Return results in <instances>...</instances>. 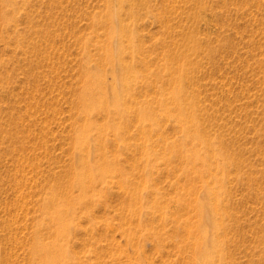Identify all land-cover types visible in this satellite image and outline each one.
Wrapping results in <instances>:
<instances>
[{"label":"rangeland","instance_id":"1","mask_svg":"<svg viewBox=\"0 0 264 264\" xmlns=\"http://www.w3.org/2000/svg\"><path fill=\"white\" fill-rule=\"evenodd\" d=\"M208 263L264 264V0H0V264Z\"/></svg>","mask_w":264,"mask_h":264},{"label":"bare ground","instance_id":"2","mask_svg":"<svg viewBox=\"0 0 264 264\" xmlns=\"http://www.w3.org/2000/svg\"><path fill=\"white\" fill-rule=\"evenodd\" d=\"M126 69H128V68H126ZM127 71V70H126ZM124 76L123 77H120L119 78V80H118V84H117V87H116V89L115 88H113V90L115 91V92H113L114 94H113V98H114V100H115V102L117 103V108L118 109H120V105H121V103H122V99H123V96H124V94H126L128 91H129V89H130V87H131V85H130V83H129V81H131V77L129 76L130 74H123ZM136 77V76H135ZM137 78V77H136ZM98 87V89H100L101 88V86L99 85V84H95V85H93L92 87H89V90L90 91H93L95 88H97ZM90 93V99H89V103L91 102L92 103V101H93V103L92 104H95V103H98V104H101L102 102L99 100H95V97L92 95V93L91 92H89ZM120 106V107H119ZM133 112H134V114H136L139 118H137V119H142L144 116H145V112H144V110L141 108V107H139V108H136V109H134L133 110ZM118 114L119 115H121V114H123L122 113V111L120 110V111H118ZM122 117H123V115L121 116V121H124V118L122 119ZM99 166H100V164H99ZM101 168V170H104L105 171V169H106V167L104 166V164L102 165V166H100L99 167V169ZM111 168V167H110ZM108 169V168H107ZM106 169V170H107ZM110 170V169H109ZM63 225H64V227H65V224H64V222H63ZM209 264V263H208Z\"/></svg>","mask_w":264,"mask_h":264}]
</instances>
